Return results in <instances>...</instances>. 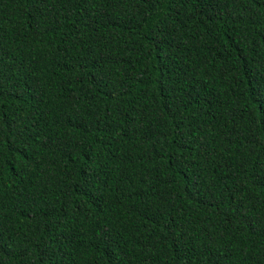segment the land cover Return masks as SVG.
<instances>
[{"label":"trees","instance_id":"obj_1","mask_svg":"<svg viewBox=\"0 0 264 264\" xmlns=\"http://www.w3.org/2000/svg\"><path fill=\"white\" fill-rule=\"evenodd\" d=\"M264 0H0V264H264Z\"/></svg>","mask_w":264,"mask_h":264},{"label":"snow or ice","instance_id":"obj_2","mask_svg":"<svg viewBox=\"0 0 264 264\" xmlns=\"http://www.w3.org/2000/svg\"><path fill=\"white\" fill-rule=\"evenodd\" d=\"M259 87H260V91L261 92H264V78H262L260 84H259Z\"/></svg>","mask_w":264,"mask_h":264}]
</instances>
